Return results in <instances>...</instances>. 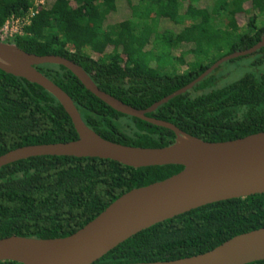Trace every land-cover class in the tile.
<instances>
[{
	"label": "trees",
	"instance_id": "1",
	"mask_svg": "<svg viewBox=\"0 0 264 264\" xmlns=\"http://www.w3.org/2000/svg\"><path fill=\"white\" fill-rule=\"evenodd\" d=\"M41 1L45 8L32 18L25 34L7 43L36 56L72 61L99 90L136 110L185 87L215 62L198 57L207 60L211 54L221 58L246 51L264 37V0ZM32 6V0H0V27L24 17ZM157 43L169 50L173 60L190 65L189 70L161 74L149 58ZM179 47L185 51L172 56ZM184 55L192 62L185 64ZM36 70L73 100L86 126L103 139L152 149L174 143L171 130L116 112L63 66L42 65ZM146 116L210 143L264 132V46L220 65ZM77 138L70 117L54 96L0 70V156L21 147ZM182 169L172 165L134 169L111 160L53 156L6 165L0 168V239L68 237L125 193ZM261 228L264 194L217 202L137 233L95 264L189 258Z\"/></svg>",
	"mask_w": 264,
	"mask_h": 264
},
{
	"label": "water",
	"instance_id": "2",
	"mask_svg": "<svg viewBox=\"0 0 264 264\" xmlns=\"http://www.w3.org/2000/svg\"><path fill=\"white\" fill-rule=\"evenodd\" d=\"M264 46V37L252 48L214 62L194 81L154 103L136 110L102 92L78 65L58 56H36L0 41V70L34 83L60 103L70 117L78 138L71 142L26 146L0 156V168L41 156L98 158L139 169L181 166L163 180L133 189L111 203L83 228L65 238L36 239L11 236L0 239V262L17 264H95L104 255L137 233L200 207L264 194V132L226 142H204L168 122L146 115L186 93L220 65L250 55ZM69 70L91 94L118 113L175 134L164 148L129 147L107 141L89 129L73 100L36 70L42 65ZM264 261V228L229 239L197 256L166 262L137 264H250Z\"/></svg>",
	"mask_w": 264,
	"mask_h": 264
},
{
	"label": "rangeland",
	"instance_id": "3",
	"mask_svg": "<svg viewBox=\"0 0 264 264\" xmlns=\"http://www.w3.org/2000/svg\"><path fill=\"white\" fill-rule=\"evenodd\" d=\"M148 20V19H147ZM110 23H108L109 25ZM153 29H155V25L152 26ZM8 41H5V43H7ZM185 51L183 48H177V49H173L171 51V55L172 56H179L180 54H182V52ZM169 50L165 49L163 47V45L161 43H157L156 45V50L153 51L152 55L151 53L149 54V58H151L153 60V64H155V68H157V70L163 74V75H169V76H173L176 74H181V73H185L187 70H189L190 65L186 64L189 62H192V57L188 56V55H184L183 56V60H185V64L183 66V64H181V62H179L177 59L173 60L172 57H170L168 55ZM211 54L209 57V59L205 60L202 58L198 57V60L208 63V62H212V61H218L220 58H218L217 54ZM222 58V57H221ZM210 60V61H209Z\"/></svg>",
	"mask_w": 264,
	"mask_h": 264
},
{
	"label": "built area",
	"instance_id": "4",
	"mask_svg": "<svg viewBox=\"0 0 264 264\" xmlns=\"http://www.w3.org/2000/svg\"><path fill=\"white\" fill-rule=\"evenodd\" d=\"M32 8L28 13L21 18L8 20L0 27V41H10L15 36H22L25 34V29L30 25L32 18L39 12L40 9L45 8V2L41 0H32Z\"/></svg>",
	"mask_w": 264,
	"mask_h": 264
}]
</instances>
